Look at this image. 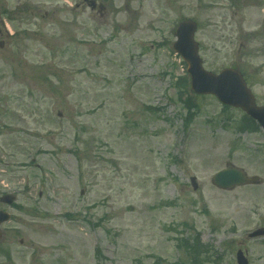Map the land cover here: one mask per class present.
<instances>
[{"label": "rangeland", "instance_id": "1", "mask_svg": "<svg viewBox=\"0 0 264 264\" xmlns=\"http://www.w3.org/2000/svg\"><path fill=\"white\" fill-rule=\"evenodd\" d=\"M101 1L103 16L0 0V194L25 208L7 209L0 264H237L239 248L264 264V237H248L264 226V132H239L225 115L243 112L213 96L189 115L171 48L192 18L205 68L244 70L264 104V0ZM227 164L261 183L216 188ZM196 233L208 251L193 263L178 243Z\"/></svg>", "mask_w": 264, "mask_h": 264}, {"label": "water", "instance_id": "2", "mask_svg": "<svg viewBox=\"0 0 264 264\" xmlns=\"http://www.w3.org/2000/svg\"><path fill=\"white\" fill-rule=\"evenodd\" d=\"M94 5V1H91ZM196 24L188 19L179 23L175 30L176 41L173 43V48L186 61L187 71L191 76V88L196 93H213L223 103L235 107H241L248 114L258 119L264 127V106L257 107L254 103V97L251 91L247 88L242 75L232 68L221 70L218 74H213L206 71L202 67V59L198 54V43L194 39ZM192 185L197 188L195 177L191 178ZM215 186L228 189L235 185L254 184L259 180L256 176L248 177L243 170L228 166L227 168L216 172L212 178ZM1 201L11 202L10 195L1 197ZM6 213L0 212V223L7 219ZM264 235V227L253 231L249 236L255 237ZM238 264H248L243 252L238 250Z\"/></svg>", "mask_w": 264, "mask_h": 264}, {"label": "trees", "instance_id": "3", "mask_svg": "<svg viewBox=\"0 0 264 264\" xmlns=\"http://www.w3.org/2000/svg\"><path fill=\"white\" fill-rule=\"evenodd\" d=\"M243 128L245 127L244 126L239 127L238 129H243ZM181 242H182L181 245L184 246L183 249L186 253V256L190 259V261L195 262L197 259H200L201 253H204V252L206 253L208 251V248L205 245H202L200 243L198 234H194L193 236L184 237V238L179 239V246ZM204 249L205 251H203ZM154 264H158V263H154Z\"/></svg>", "mask_w": 264, "mask_h": 264}, {"label": "flooded vegetation", "instance_id": "4", "mask_svg": "<svg viewBox=\"0 0 264 264\" xmlns=\"http://www.w3.org/2000/svg\"><path fill=\"white\" fill-rule=\"evenodd\" d=\"M86 0H84V2H85ZM80 5L79 4H77L76 5V7H79ZM34 187H33V185H31V186H29V188H28V191H27V193H24V197L27 199V200H29V201H31V202H35L36 201V197H35V195H34ZM17 192V194L15 195L14 193V195L16 196V199H17V195H18V197H19V194L21 195V193L19 192V191H16ZM1 209H2V207H0ZM9 208H11V209H16V210H20V211H25V208L20 204V203H14L13 205H11ZM6 236H7V234H5V230H4V228L2 227V239H1V242H0V244L2 243V242H4V240H7L6 239ZM10 241H12L13 239H9ZM20 243L22 244L23 243V239H21L20 240ZM3 252H5L6 250L3 248Z\"/></svg>", "mask_w": 264, "mask_h": 264}]
</instances>
